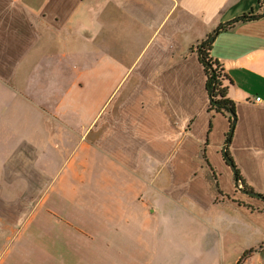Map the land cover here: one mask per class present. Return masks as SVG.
<instances>
[{"label":"crops","instance_id":"obj_1","mask_svg":"<svg viewBox=\"0 0 264 264\" xmlns=\"http://www.w3.org/2000/svg\"><path fill=\"white\" fill-rule=\"evenodd\" d=\"M251 10L264 193L260 0H0V264H264Z\"/></svg>","mask_w":264,"mask_h":264},{"label":"trees","instance_id":"obj_2","mask_svg":"<svg viewBox=\"0 0 264 264\" xmlns=\"http://www.w3.org/2000/svg\"><path fill=\"white\" fill-rule=\"evenodd\" d=\"M261 3H264V0H260ZM262 16V13L255 14L253 10H251L249 13H246L242 16H237L231 21H228L227 23L220 24L219 30H228L232 28L237 23L247 22L251 21L253 19L257 20ZM218 31H214L208 38L201 40L197 45V56L200 60V62L205 67V72L207 76V92L210 98L209 102V109L215 110L220 113H229L230 114V130L227 132L226 138H225V158L227 160H231V165L234 168L235 174L234 178L236 181V185H239L238 183L242 184L243 190L249 192L250 194H253L255 191L250 189L248 186H246L244 183V180L242 179L238 169H236V165L234 164L232 157L229 153V145L232 142V135H234V129L235 124L238 119L237 112H236V105L235 101L230 99L227 96V90L226 86H224V80L226 78L224 74V69L222 67V64L216 59L211 56V49L213 46V40H209L211 36L216 35ZM241 188V189H242ZM260 197L264 199V193L260 194ZM247 253V252H246ZM245 253V254H246Z\"/></svg>","mask_w":264,"mask_h":264},{"label":"rangeland","instance_id":"obj_3","mask_svg":"<svg viewBox=\"0 0 264 264\" xmlns=\"http://www.w3.org/2000/svg\"><path fill=\"white\" fill-rule=\"evenodd\" d=\"M250 165V164H249ZM252 166L250 165V168H251ZM235 183H236V181H235ZM239 185H236L235 184V187L237 188V189H240V190H243V188H242V184H240V183H238ZM242 188V189H241ZM256 193H259V192H256ZM259 194H261V193H259ZM177 235L179 236V238H181V239H183V241L187 244H191V235L189 236H182V234H176V232H168L167 233V237H168V239L170 240V241H172L170 244H172V248H171V250L169 251L170 252V254L169 255H174V256H184V257H187V255H184V254H186V252H189L188 251V248H186L185 247V244L184 243H180V245H178L179 243H178V237H177ZM186 235V234H185ZM177 241V242H176ZM180 241V240H179ZM176 245H178L177 247H175ZM169 246V243L167 244V247ZM179 246H182V247H184V250H181L180 249V247ZM184 251H186V252H184ZM182 253H184V254H182ZM186 260V259H185ZM184 260V262H186Z\"/></svg>","mask_w":264,"mask_h":264},{"label":"water","instance_id":"obj_4","mask_svg":"<svg viewBox=\"0 0 264 264\" xmlns=\"http://www.w3.org/2000/svg\"><path fill=\"white\" fill-rule=\"evenodd\" d=\"M220 25L217 27L216 31H219ZM215 38V35L211 36L209 40H213ZM226 147H224L223 153L225 154ZM231 162V160H229ZM254 196L260 197L259 193H253Z\"/></svg>","mask_w":264,"mask_h":264},{"label":"built area","instance_id":"obj_5","mask_svg":"<svg viewBox=\"0 0 264 264\" xmlns=\"http://www.w3.org/2000/svg\"><path fill=\"white\" fill-rule=\"evenodd\" d=\"M261 98L260 97H256V100L259 101Z\"/></svg>","mask_w":264,"mask_h":264}]
</instances>
